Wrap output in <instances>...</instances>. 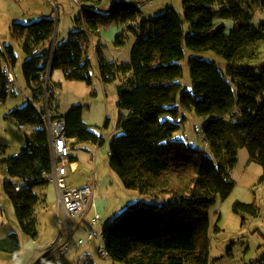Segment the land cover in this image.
Here are the masks:
<instances>
[{"label":"trees","instance_id":"1","mask_svg":"<svg viewBox=\"0 0 264 264\" xmlns=\"http://www.w3.org/2000/svg\"><path fill=\"white\" fill-rule=\"evenodd\" d=\"M146 1L112 0L108 9L84 3L75 20L80 28L67 40L55 41L54 47L56 22L52 16L13 24V37L24 42L27 54L23 63L26 83L40 104L39 108L28 101L10 112L19 124H34L39 129L18 154L2 160L10 177L4 189L24 233L32 237L38 234L35 207L45 198L35 188L49 183L47 173L52 167L43 120L41 73L50 65L51 73L61 69L66 79L92 85V62L86 52L89 35L98 33L102 24L136 20L140 4ZM247 1L183 0L184 15L168 6L157 19L149 21L151 27L133 45L129 63L108 61L99 48L102 82L121 79V132L110 145V166L126 188L154 197V201L128 204L104 227L105 249L112 260L125 264H209L210 208L219 194L232 188L230 170L237 162L238 146L246 147L251 158L264 165V63L258 60L259 44H264V23L252 22L253 11ZM217 18H232L235 27L227 32ZM116 42L124 44L120 36ZM185 48L214 51L226 65L222 68L204 58L191 57L188 63L193 89H185L179 81ZM6 59L14 65L17 60L10 45L0 50L2 102L7 101L14 83L4 71ZM181 108L211 117L203 136L215 159L174 137L185 119ZM84 110L82 104H73L61 114L66 135L77 142L101 145L103 139L84 121ZM54 111L58 112V106ZM17 185L22 189L17 191ZM236 208L237 213L254 209ZM220 220L219 216L217 233L222 230ZM245 222L243 217V226ZM20 248L17 233L0 239V251L15 253Z\"/></svg>","mask_w":264,"mask_h":264},{"label":"rangeland","instance_id":"2","mask_svg":"<svg viewBox=\"0 0 264 264\" xmlns=\"http://www.w3.org/2000/svg\"><path fill=\"white\" fill-rule=\"evenodd\" d=\"M99 4L108 9L112 0H0V48L6 45L13 47L17 63L14 65L16 81L6 102L0 101V206L5 212V226L3 234L15 232L20 239L21 248L15 253L0 252V264H35L46 253L47 249L62 235V242L69 239V230H63L61 203H58V193L55 183L35 188L41 196L49 193L47 201L35 207L37 216V236L32 237L23 232L15 214L14 206L4 189V182L9 179L6 166L2 160L16 155L27 145L32 135L39 129L34 124H19L10 116V112L17 106L28 101L40 108V104L33 98L26 83L23 63L27 58L24 42L13 37L14 23L29 24L45 16H52L56 22L55 41L67 40L70 33L78 30L75 20L81 12V2ZM143 1V0H140ZM146 1V0H144ZM59 3V9L56 3ZM253 11L252 22L256 25L264 23V0H248ZM81 4V5H80ZM168 6L173 7L184 15L183 0H147L140 4L141 12L136 20L127 23L109 22L102 24L99 32L89 35L87 57L92 62V85L83 82L80 89L74 88L64 78L63 70L56 69L51 73V79L58 91V111L66 114L73 104L85 107V121L92 126V130L103 139V143L95 144L90 141L72 144L71 154L77 159V170L67 177L70 186L83 187L89 180L95 182V207L87 210L86 214L76 219L77 229L72 238V248L60 264H125L114 261L109 256L102 257L99 248L105 247L103 238L104 227L115 215L120 213L128 204L137 201H154V197L141 194L138 190L128 189L120 177L112 170L109 161L111 142L121 131L118 127V85L121 79L104 84L101 79L98 50L101 47L103 55L108 61L119 64L129 63L131 50L137 39L151 27L150 20L157 19ZM247 7V6H246ZM218 24H224L227 32L235 27L232 18L216 19ZM123 39L124 44L118 45L117 37ZM261 54L259 62L264 63V44L260 43ZM191 57H201L224 68L226 61L214 51H194L185 48V57L180 63L183 66V76L179 79L183 88L192 90V76L189 66ZM258 63V62H257ZM60 75L63 80L58 79ZM56 81V82H55ZM61 81V83H60ZM76 85V84H75ZM14 92V93H13ZM185 117L182 128L175 132L174 137L182 139L189 145L203 149L215 159V156L204 140L203 130L210 116H200L194 109L181 108ZM264 165L251 158L246 147L238 146L237 162L230 170L232 188L227 193L217 196L216 203L210 208L211 239L209 264H264ZM45 192V193H44ZM252 206L253 212L237 213L236 207ZM101 216L94 228V238L84 246H75L81 239L86 240L90 221L94 214ZM219 215L218 225L222 228L215 232V225ZM246 217L245 225H242ZM56 237L53 240V237Z\"/></svg>","mask_w":264,"mask_h":264},{"label":"built area","instance_id":"3","mask_svg":"<svg viewBox=\"0 0 264 264\" xmlns=\"http://www.w3.org/2000/svg\"><path fill=\"white\" fill-rule=\"evenodd\" d=\"M19 2L23 0H17ZM54 47V43H53ZM8 78L15 82L14 64L6 59L3 65ZM41 81L44 86L43 96V120L48 132V141L51 152V171L47 173L49 182L57 186L59 201L64 206V216L59 219L63 223L64 232L69 230V239L62 242L63 236L60 235L56 241L47 249L46 253L37 261L38 264H60L65 256L71 250L72 238L77 229L76 219L82 217L88 209L95 205L94 193L95 182L89 180L83 187H72L67 181V177L74 174L77 170V160L72 158V138L66 135V121L61 113L54 109L59 105L58 91L51 79L50 65L41 73ZM17 191L22 189L21 185L15 187ZM101 216L98 213L90 221L86 240H79L75 246H84L94 238V228L100 221ZM99 254L102 257L108 256L105 247L99 248Z\"/></svg>","mask_w":264,"mask_h":264},{"label":"crops","instance_id":"4","mask_svg":"<svg viewBox=\"0 0 264 264\" xmlns=\"http://www.w3.org/2000/svg\"><path fill=\"white\" fill-rule=\"evenodd\" d=\"M76 1H78V0H76ZM103 1V0H102ZM91 1H89V2H87V3H90ZM84 3H86V2H84V1H82L81 2V4H84ZM92 3V2H91ZM80 4V5H81ZM99 5V4H98ZM100 6V5H99ZM0 50L1 51H3V48L1 49L0 48ZM17 59V58H16ZM16 63H17V60H16ZM15 63V64H16ZM61 70V69H60ZM63 75H64V73H63ZM64 78H65V75H64ZM58 79H60V80H63V77L60 75V77L58 78ZM56 82V81H55ZM60 83H61V81H60ZM62 84V83H61ZM69 84H74V85H72L74 88H76V89H80L81 88V85L80 84H83V81H69ZM76 84V85H75ZM60 113V112H59ZM84 113H85V110H84ZM84 113H83V118H84V121H85V117H84ZM86 122V121H85ZM87 123V122H86ZM76 139L75 138H72V140H71V142H72V144L74 143V141H75ZM72 157H74L73 155H72ZM77 160V159H76ZM56 185V184H55ZM57 187V186H56ZM74 187V186H73ZM45 193V192H44ZM57 193H58V190H57ZM45 196H42V197H44L45 198V201H47V199L50 197V199H51V205L53 204L52 202H53V199H52V197H51V195L47 192V193H45L44 194ZM60 201H59V198H58V203H59ZM61 203V202H60ZM93 207H95V205L93 206ZM61 208H62V211H63V215H64V206L62 205V203H61ZM86 214V213H85ZM84 216V215H83ZM220 216V215H219ZM221 217V216H220ZM4 218H5V212H4V208L3 207H1L0 206V233L2 232V226H5L6 224H5V222H4ZM220 227V226H219ZM221 228V227H220ZM222 229V228H221ZM11 233H15V232H7V234H3V236H0V239L1 238H5V237H7L9 234H11ZM1 235V234H0ZM60 236V235H59ZM55 236L53 237V240H55ZM1 252V251H0ZM3 252V251H2ZM35 264H38V263H35Z\"/></svg>","mask_w":264,"mask_h":264},{"label":"water","instance_id":"5","mask_svg":"<svg viewBox=\"0 0 264 264\" xmlns=\"http://www.w3.org/2000/svg\"><path fill=\"white\" fill-rule=\"evenodd\" d=\"M53 43H55V38H54V40H53Z\"/></svg>","mask_w":264,"mask_h":264}]
</instances>
